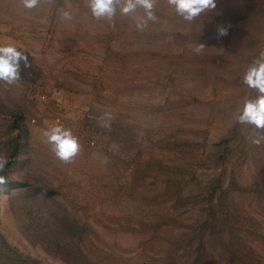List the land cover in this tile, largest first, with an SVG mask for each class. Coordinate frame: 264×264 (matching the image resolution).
Masks as SVG:
<instances>
[{
    "label": "rangeland",
    "instance_id": "rangeland-1",
    "mask_svg": "<svg viewBox=\"0 0 264 264\" xmlns=\"http://www.w3.org/2000/svg\"><path fill=\"white\" fill-rule=\"evenodd\" d=\"M154 12L140 31L142 9L0 0V43L31 65L0 81V264H264V142L238 123L264 0H216L191 23L167 0ZM58 122L82 145L71 163L42 135Z\"/></svg>",
    "mask_w": 264,
    "mask_h": 264
},
{
    "label": "clouds",
    "instance_id": "clouds-1",
    "mask_svg": "<svg viewBox=\"0 0 264 264\" xmlns=\"http://www.w3.org/2000/svg\"><path fill=\"white\" fill-rule=\"evenodd\" d=\"M54 0H19V3L28 10L36 9L41 3H52ZM157 0H86V6L96 20L113 19L117 13L129 15L137 13L139 9L142 14L135 16L137 30L143 31L149 22H156L158 17L154 12ZM167 4L174 10L176 15L186 22H193L201 13L216 7V0H167ZM63 20L71 21L73 15L64 8L58 9ZM228 35V26H217V36ZM205 48L203 43H197L194 51L201 52ZM21 48L13 42L0 43V81L8 85H15L22 79L21 73L29 68V57ZM243 83L254 89L257 95L244 101L242 110L238 116V123L251 125L257 131L252 139L254 145L259 146L264 142V50L252 61L243 76ZM114 116L111 112H105L100 127L111 128ZM42 135L51 146L54 156L62 163H71L80 154L82 145L79 137L74 135L70 128L64 127L59 122L45 129ZM107 158L104 163L107 164ZM8 159L0 154V173H3L8 165ZM7 183L4 175L0 174V188Z\"/></svg>",
    "mask_w": 264,
    "mask_h": 264
},
{
    "label": "trees",
    "instance_id": "trees-1",
    "mask_svg": "<svg viewBox=\"0 0 264 264\" xmlns=\"http://www.w3.org/2000/svg\"><path fill=\"white\" fill-rule=\"evenodd\" d=\"M26 184L25 183H22V186H25Z\"/></svg>",
    "mask_w": 264,
    "mask_h": 264
}]
</instances>
